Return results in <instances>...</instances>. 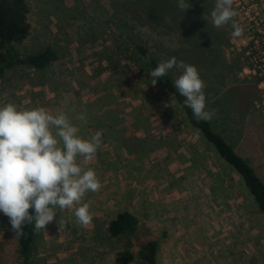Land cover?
Listing matches in <instances>:
<instances>
[{"label":"rangeland","instance_id":"rangeland-1","mask_svg":"<svg viewBox=\"0 0 264 264\" xmlns=\"http://www.w3.org/2000/svg\"><path fill=\"white\" fill-rule=\"evenodd\" d=\"M25 1L30 32L17 53L49 46L56 59L41 70L7 69L0 105L63 112L85 139L102 132L93 159L78 158L102 184L81 201L92 222H76V204L57 209L45 230L32 226L31 264H115L125 249L134 256L129 264H144L146 240L157 243L156 264H264V215L243 180L177 107L160 105L132 65L137 44L159 62L194 65L213 128L264 179V0H234L244 29L238 38L231 23L212 24L215 0H187L185 12L178 0ZM181 71L169 73L174 80ZM123 209L138 225L111 236L108 221ZM0 264H19L17 236L2 213Z\"/></svg>","mask_w":264,"mask_h":264},{"label":"clouds","instance_id":"clouds-1","mask_svg":"<svg viewBox=\"0 0 264 264\" xmlns=\"http://www.w3.org/2000/svg\"><path fill=\"white\" fill-rule=\"evenodd\" d=\"M234 0H215L210 13L216 28L231 23V36L241 37L243 27L234 19ZM185 12L191 5L178 0ZM173 68L182 70L174 87L183 97V107L191 109L195 119L211 121L214 110L206 109L205 82L198 69L175 57L160 61L149 70L151 84ZM79 120L85 121L80 115ZM102 132L82 138L77 126L63 112L53 114L43 107L20 109L13 103L0 105V213L7 216L15 236L23 235L26 225L34 232L45 230L57 216V209H74L76 222L87 227L92 222L89 203H81L88 192H98L102 184L94 169L85 164L95 156ZM29 209H32L30 213Z\"/></svg>","mask_w":264,"mask_h":264},{"label":"trees","instance_id":"trees-1","mask_svg":"<svg viewBox=\"0 0 264 264\" xmlns=\"http://www.w3.org/2000/svg\"><path fill=\"white\" fill-rule=\"evenodd\" d=\"M27 12L28 7L25 0H0V78L7 69L16 65H26L41 70L56 59V53L49 46L34 53L23 55L17 53L15 44L22 42L30 32ZM135 53L136 59L132 65L139 72V81L146 84L150 92H154L163 108L171 105L182 112L186 122L197 130L221 160L241 177L258 210L264 215V179L257 174L250 157L237 153L232 144L213 128L211 121L198 122L191 109L182 106L184 98L175 89L170 73L158 79L155 85L151 84L149 70L156 67L159 61L147 46L137 44ZM137 225L138 219L135 214L123 209L110 218L107 229L111 236H118L134 231ZM17 245L19 264H31L32 225H26L23 235L17 236ZM156 249L155 240H146L141 243L139 255L144 264H156ZM133 258L132 252L125 249L116 254L114 262L115 264H129Z\"/></svg>","mask_w":264,"mask_h":264}]
</instances>
